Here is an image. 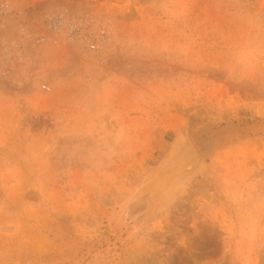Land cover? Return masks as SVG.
I'll return each mask as SVG.
<instances>
[{"label":"rangeland","instance_id":"obj_1","mask_svg":"<svg viewBox=\"0 0 264 264\" xmlns=\"http://www.w3.org/2000/svg\"><path fill=\"white\" fill-rule=\"evenodd\" d=\"M3 1L0 264H264V0Z\"/></svg>","mask_w":264,"mask_h":264},{"label":"water","instance_id":"obj_2","mask_svg":"<svg viewBox=\"0 0 264 264\" xmlns=\"http://www.w3.org/2000/svg\"><path fill=\"white\" fill-rule=\"evenodd\" d=\"M179 140L180 141L179 142L177 141L173 147L171 146L166 156V159L162 164V167L168 168L170 172V177L167 180V186L170 190L175 187L180 186L181 184L186 183V181L190 179L189 177L191 176V172L195 170L194 169L195 167L191 165V162L184 161V158H180L179 155L185 154L184 156H186L187 153H189L190 155H194L195 157L197 155L198 157L201 156L200 153H197L199 151L194 145V143L185 135V133H182V137L179 138ZM173 149L174 151L172 153V158L170 159V153L172 152L171 150ZM175 159L177 160V162L175 165L172 166V169H171V164L175 162L174 161ZM171 160L173 161L171 162ZM183 171L185 172L183 173ZM185 173L186 175H184Z\"/></svg>","mask_w":264,"mask_h":264},{"label":"built area","instance_id":"obj_3","mask_svg":"<svg viewBox=\"0 0 264 264\" xmlns=\"http://www.w3.org/2000/svg\"><path fill=\"white\" fill-rule=\"evenodd\" d=\"M8 10H7V6L5 4V2L3 0H0V17H3L7 14ZM50 26L53 27V28H59L60 29V26H62L66 33H69V34H72V37H76L78 34L79 31H80V26L77 25L76 23H71V22H62V21H59L57 19H54V20H51L50 21ZM82 29V28H81ZM91 48H94L95 45L94 44H91L90 45ZM45 87L46 89H49L48 86H43Z\"/></svg>","mask_w":264,"mask_h":264},{"label":"bare ground","instance_id":"obj_4","mask_svg":"<svg viewBox=\"0 0 264 264\" xmlns=\"http://www.w3.org/2000/svg\"><path fill=\"white\" fill-rule=\"evenodd\" d=\"M187 136V135H186ZM182 136H179V135H177V136H175L174 137V140H172L173 141V143L171 144L172 145V147L175 145V143L178 141H180L179 140V138H181ZM188 137V136H187ZM189 138V137H188ZM190 139V138H189ZM186 140V139H185ZM191 140V139H190ZM187 141V140H186ZM192 141V140H191ZM172 152L170 153V159L172 158V153H173V151H174V149L173 150H171ZM188 151V150H187ZM189 152V151H188ZM197 153H199V152H197ZM185 154H182V155H179L180 156V158H184V161H189V162H191V165H193L195 168V170H193L192 172H191V174L194 172V171H196L199 167H200V165H201V163L203 162V158H202V156H200V157H198V155L195 157L194 155H190L189 153H187V155L186 156H184ZM173 160H171V162H172ZM175 162L174 163H172L171 165L173 166V165H175L176 164V162H177V160L175 159L174 160ZM185 171H183V173H184ZM183 173H182V175H183ZM166 175V174H165ZM184 175H186V173L184 174ZM166 177H167V175H166ZM159 186V185H158Z\"/></svg>","mask_w":264,"mask_h":264}]
</instances>
